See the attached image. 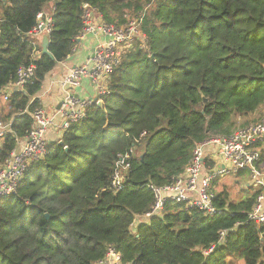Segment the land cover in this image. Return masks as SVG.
<instances>
[{
	"label": "trees",
	"instance_id": "16d2710c",
	"mask_svg": "<svg viewBox=\"0 0 264 264\" xmlns=\"http://www.w3.org/2000/svg\"><path fill=\"white\" fill-rule=\"evenodd\" d=\"M49 7L51 55L32 34ZM88 9L118 27L141 17L145 39L109 75L102 105L90 103L0 197V264H97L111 247L129 264H229L232 256L264 264V225L248 221V187L239 200L215 192L214 217L167 201L133 231L155 204L149 183L172 184L199 144L264 114V0H0V98L8 94L0 122L11 125L0 136V169L32 129L44 83L73 54ZM130 150L126 185L115 191L116 162Z\"/></svg>",
	"mask_w": 264,
	"mask_h": 264
},
{
	"label": "built area",
	"instance_id": "2783aa9c",
	"mask_svg": "<svg viewBox=\"0 0 264 264\" xmlns=\"http://www.w3.org/2000/svg\"><path fill=\"white\" fill-rule=\"evenodd\" d=\"M100 18L99 21L95 17ZM38 24L33 30V35H49L54 26L53 16L50 13H40ZM142 18L129 19L127 24L118 27L104 22L94 10L86 11L87 31L98 30L107 35V39L98 44L89 59L72 68L62 79V101L59 112L49 115L44 108L34 113V124L29 134L19 141L4 165L0 169V197L8 196L16 191L20 179L23 177L28 165L36 160L43 159L48 152L46 134L49 128H57L62 134L70 126L85 117L86 108L92 102H99L101 96L109 93V75L120 63L123 54L134 48L137 41H144L145 37L140 30ZM34 67L23 68L19 71V78L15 87H23L33 75ZM88 79L96 90L94 97L83 98L75 93L83 81ZM13 87V86H12ZM9 87V90H12ZM8 100V94H4ZM64 118L57 121V115ZM11 131L9 123L0 122V136ZM62 136V135H61ZM214 148V154H208L206 149ZM134 150L118 157L112 177L111 187L119 191L126 185V179L132 165ZM264 118L259 122L242 128L228 137H215L199 144L191 163L176 177L172 184L157 186L149 183L148 187L153 192L155 204L152 210L139 219L133 227L142 220L152 216L162 215L167 201L184 203L188 207H196L205 215L214 217L220 214L214 204L215 180L228 174L241 175L248 173L250 181L247 187L255 194V203L248 213V221L259 226L264 225ZM211 164V166H209ZM225 233L222 234V241ZM213 249H210L212 251ZM97 264H129L124 263L121 255L114 248H110L106 256Z\"/></svg>",
	"mask_w": 264,
	"mask_h": 264
},
{
	"label": "crops",
	"instance_id": "0c3cea01",
	"mask_svg": "<svg viewBox=\"0 0 264 264\" xmlns=\"http://www.w3.org/2000/svg\"><path fill=\"white\" fill-rule=\"evenodd\" d=\"M53 5H50V7ZM50 7L46 8V11L43 13H50ZM96 21H99L100 18L95 17ZM44 35L38 36L40 43L42 45V38ZM107 35L103 34L98 30L87 31L85 30L82 36L80 37V42L77 43L75 50L71 56H69L65 61L60 63L53 72H51L45 83L44 88L39 94V97L42 101V106L49 115H54L59 112V105L62 101V88L61 81L64 76L74 67L85 63L89 57L93 54L95 47L101 42L107 39ZM6 92H9V87L5 89ZM75 93L83 98L94 97L96 95V90L92 85V82L88 79H85L82 85L76 89ZM1 104L6 103L4 96L0 98ZM57 121L60 123L63 121L62 115L59 113L57 115ZM62 133L57 128H52L46 134V140L49 143H52L58 140L61 137ZM208 154H214V148L206 149ZM248 184V183H247ZM247 187V185H246ZM249 188V187H248Z\"/></svg>",
	"mask_w": 264,
	"mask_h": 264
},
{
	"label": "rangeland",
	"instance_id": "374dc122",
	"mask_svg": "<svg viewBox=\"0 0 264 264\" xmlns=\"http://www.w3.org/2000/svg\"><path fill=\"white\" fill-rule=\"evenodd\" d=\"M263 117H264V114L260 115L258 112H256L246 118L245 117L238 118V121L241 124L245 120H248L249 122H251L250 125H253L256 122L260 121V119H262ZM248 126H245V127H248ZM245 127L243 126L241 127V125H238V127L234 130V132H236L239 129L245 128ZM51 129L52 127L49 128L50 131ZM261 169L264 170V163L261 166ZM249 181H250V178H249L248 173H242L241 175H236V174L224 175L218 179L217 184L215 188L213 189V191L219 192L223 189H227V191H229V193L235 200L244 199L246 198L248 194L245 193L243 189L246 188V185ZM229 264H245V263L242 259L232 256L229 258Z\"/></svg>",
	"mask_w": 264,
	"mask_h": 264
},
{
	"label": "water",
	"instance_id": "95a60500",
	"mask_svg": "<svg viewBox=\"0 0 264 264\" xmlns=\"http://www.w3.org/2000/svg\"><path fill=\"white\" fill-rule=\"evenodd\" d=\"M80 38H78V42H80ZM48 45H49V37L48 35H44L43 38H42V48H43V53L44 54H50V51L48 49ZM51 55V54H50ZM204 99V102H207L208 99L207 98H203ZM61 105V104H60ZM59 105V107H60ZM98 105L101 106L102 105V101H99L98 102ZM62 144V143H61ZM67 148V147H66ZM47 217H49V215H47Z\"/></svg>",
	"mask_w": 264,
	"mask_h": 264
}]
</instances>
